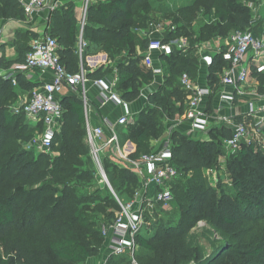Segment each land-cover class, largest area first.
Listing matches in <instances>:
<instances>
[{"label": "trees", "instance_id": "1", "mask_svg": "<svg viewBox=\"0 0 264 264\" xmlns=\"http://www.w3.org/2000/svg\"><path fill=\"white\" fill-rule=\"evenodd\" d=\"M241 1L212 0L208 5H202L204 24L196 35L186 25L189 19L185 13L190 11L184 8L183 18H175L181 22L174 20L179 25L173 21L174 24L169 23L174 29L170 31L169 27H164V37L161 39L169 41L186 36L194 44L193 37L208 40L235 30L258 31L261 24L251 23V15ZM149 7L151 2L148 0H103L89 5L86 14L82 31L86 43L83 56L91 45L100 47L108 58L120 56L122 62L117 66L119 80L116 89L121 90L122 97L127 100L136 98L138 87L150 77L140 68L139 57L134 50L135 45L141 48L147 45V38H140L134 30L137 25L145 27L147 22H154L150 15L154 10L150 11ZM164 12L161 14L170 13L167 10ZM3 19H25L24 10L17 0H0V20ZM51 22L52 31L49 34L56 37L60 61L75 63L78 25L74 4L70 2L51 12ZM159 23L165 25L164 22ZM194 70L193 61L186 59L176 71L179 77L182 73L192 75ZM214 71V68L210 69V73ZM103 74L100 68L89 77H101ZM253 75L258 76L261 85L259 91L262 92L264 74ZM16 87L12 86L10 79L0 77V183L5 181L2 183L5 189L0 194V246L5 243L11 230L22 233L38 225V233L42 236L60 233V236L48 242L54 256L70 263H82L92 255L95 247L90 245L86 235L92 223L78 202L99 196L100 192L97 189L91 194L86 191L76 194L81 185L75 182L89 178L91 171H95L87 148L82 143L81 107L78 103L71 105L73 129H63L57 155L44 165L17 143L19 139L24 141L31 138L37 128H32L23 115L10 112L8 104L17 96V90H29L33 86L25 81L22 74H18ZM184 96V91L177 85L150 94L147 105L136 116L135 125L127 131L129 133L123 134V139H132L137 143L139 152H148V140L158 137L163 130L161 117L167 115L173 118L181 111ZM20 119L26 124L18 127ZM13 132L14 135H10ZM8 136H12V141ZM229 136L230 130L224 127L210 130L208 139H193L177 130L170 132L171 164L178 171L177 178L172 182L173 199L168 210L157 209L150 225L136 235L138 264H264V223L255 236L250 235L251 228L246 224L264 221V148L243 146L233 156L226 157L225 167L231 179L228 191L213 188L205 182V170L217 165L219 156L224 154L222 141ZM54 141L55 138L52 150ZM103 164L114 190H120L125 183L133 192L138 185L133 173L110 163L107 158H104ZM116 169L122 174L121 179L112 178ZM67 178L72 180L71 184L66 181ZM43 187L46 194L60 193L42 200ZM29 195H34L33 199H29ZM102 202H105V206L110 205L112 210L116 207V203L107 197ZM173 208L179 219L177 222L169 221L167 233L160 235V219L169 218ZM102 210L103 207L99 212L102 213ZM43 213L45 222L40 224ZM104 215L106 221L110 222L113 212L106 213L104 210ZM147 219L150 218L147 216ZM199 221H204L215 236L210 239L212 248L207 255L198 245L192 246L188 238L190 235H187L191 226ZM156 225V232L149 238L157 240L158 237L159 240L152 245L143 232ZM100 238L104 243V237L100 235ZM126 255L130 254L112 255L108 261L116 258V264H131V259L125 261ZM0 264H7L1 254Z\"/></svg>", "mask_w": 264, "mask_h": 264}, {"label": "built area", "instance_id": "2", "mask_svg": "<svg viewBox=\"0 0 264 264\" xmlns=\"http://www.w3.org/2000/svg\"><path fill=\"white\" fill-rule=\"evenodd\" d=\"M17 1L22 6L26 17L46 8L53 9L51 0ZM86 12L87 0L81 11L80 34L86 24ZM166 26L170 31L174 29L172 25ZM225 44L226 49L219 54L223 61L229 63V66L222 72L217 93L219 101L232 103L235 94L242 93L241 88L248 83L252 71L256 74H264V26L260 27L256 33L253 30L232 31L227 36ZM83 45L84 42L79 39L80 51ZM184 47L185 41L179 37L169 41L150 39L143 56V63L151 68L154 74H160L161 70L153 66L151 52L156 50L170 55L173 49L181 50ZM202 59L208 65L212 63L210 55H204ZM29 69L40 72L50 71L51 80L34 87L27 97L25 96L19 103L10 107V112L23 115L25 120L36 128L39 124L43 126L42 131H38L40 130L38 128L35 130L28 144L35 145L42 153L51 154L53 140L59 125L62 124L63 108L58 95L65 88L74 92L77 87H83L87 81L86 74L83 70L71 73L65 69L57 53L56 39L49 35L33 38L24 61L14 65L4 77L14 81L15 73ZM94 84L102 89L99 94L102 105L108 101L120 104L125 108V113L117 118L115 124L106 121L107 135L103 126H91L86 120L85 141L90 157L110 189L111 186L101 163V157L107 150L115 153L114 161L117 165L131 169L138 179V185L134 188L132 197L119 204V212L113 222L102 229V236L108 255L115 256L126 252L132 255L136 247L135 237L147 223V216L154 219L157 209L166 211L170 208L173 199L172 182L177 178L178 171L171 164L172 152L169 138L161 142L159 149L142 154L138 159H132L122 151L114 125L133 124L134 119L127 112V104L112 91L111 85L101 79L95 80ZM179 84L187 95L184 121L194 133L205 132L209 124V115L201 108V104L211 94L210 89L198 86L187 73L180 75ZM226 86H233L234 92L226 91ZM81 99L87 111L89 103L85 95ZM241 117L242 120L233 123L225 117H218L222 125H230V136L222 141V147L227 153H236L243 146L264 148V94L251 99ZM226 157V155L219 156L217 164L219 168L222 166L220 169L225 167ZM216 167L217 165L212 169H206L205 173L215 175ZM131 264L136 262L132 259Z\"/></svg>", "mask_w": 264, "mask_h": 264}, {"label": "crops", "instance_id": "3", "mask_svg": "<svg viewBox=\"0 0 264 264\" xmlns=\"http://www.w3.org/2000/svg\"><path fill=\"white\" fill-rule=\"evenodd\" d=\"M100 1L103 0H87V11L89 5H95ZM70 2L74 4V16L78 25V36L74 48V56L76 60L75 63H66L65 61H62L61 63H63L65 69L71 73H76L83 70L86 74L87 81L84 83L83 87H77L76 91L74 92L65 88L63 89L62 93L58 95L63 108L61 117L62 124L59 125V128L64 126V128L69 129V131L73 129L71 123L74 116L72 115L70 109L72 104L78 103L81 107L82 114V120L80 122V127L83 130L82 143L87 148L88 154L89 148L85 141L86 120L91 126H103L105 129V135H107L108 131L105 125L106 121L115 124L117 118L125 113V108L120 104L108 101L105 103V105H102V101L99 99V94L101 93L102 89L94 84L95 80L101 79L106 84L111 85L112 91L124 103L127 104V112L134 119V123L129 125L116 124L114 125V131L117 134L122 151L132 159H138L142 154L150 153L159 149L162 141L167 140L168 138L170 139V132L172 130H177L182 134L192 137L193 139H208L210 130L215 128L224 127L230 130V125H222L218 121L219 118L225 117L229 119L230 123L242 120L241 114L245 111L248 102L254 97L264 94V89L262 92L259 91L261 85L258 80V76H254L253 73L255 74V72L252 71L248 83L241 88L243 90L242 93L235 94V99L232 103L219 101L217 93L218 85L223 70L229 66L228 62L221 59L219 52H222L226 49L227 46L225 42L227 36L229 35L228 34L225 36L216 35L208 40H205V42H201L200 44H191L188 37L179 36L180 39L185 41V47L181 50L177 48L173 49L170 56L165 55L160 51H152L151 59L153 66L161 70L160 74H154L152 69L146 67V65L143 63V56L147 45L145 48L135 45L134 50L136 55L139 57V66L144 72H148L150 77L147 81L140 84L136 98L130 100L124 99L122 97L123 93L121 90L116 89V85L119 80L117 66L122 62L120 56L117 58H108L106 52L101 50L100 47H96L94 45H91L86 54L83 56V50L85 49L86 43L82 38V33L80 34L81 28L79 21L81 19V11L85 5V0H51L53 9L46 8L40 12H35L30 17L25 16L24 20H0V77L7 80L10 79L12 86L17 88L16 76L18 74H22L25 81L33 86L29 90H17V96L14 98V101L10 103H19L22 98L25 96L27 97L30 94L34 87L40 86L43 83L51 80L50 71L40 72L36 69H29L24 72L15 73L13 76L14 81H12V79L9 77H4V75L8 74L14 65L24 61L25 54L28 51L33 38L42 35L50 36L49 33L52 31L53 24L51 22V12L65 7L67 4H70ZM141 26L137 25V28L134 31L140 38H147L148 42L150 39H161L164 37L165 29H163V27H165L166 24L161 25L159 21H149L145 27ZM262 26H264V21L260 27ZM254 32L256 33L258 31ZM53 38L56 39V37ZM79 39L84 42L81 51L79 47ZM57 53L59 54L58 44ZM204 55L212 56V63L210 65L203 61L202 57ZM186 59L192 60L195 68L194 73L189 75L191 80L200 87H208L211 91V94L208 95L201 104V108H203L209 115V124L207 130L202 133H194L184 121V114L187 110V95L184 92L185 96L181 111L175 114L173 118H169L167 115L162 116L161 122L163 124V130L161 134L158 137L150 138L148 140V152H139L137 143L129 138L124 140L122 137L123 134L127 135L129 133L127 132L128 129L135 125V118L147 105L148 96L150 94L158 93L162 89L164 90V88H170L173 85L180 87V76L178 77L179 72L177 73L176 70L182 64V61ZM210 67L214 68L215 71L210 73ZM100 68L102 69V72H104L101 77H89L90 74H93ZM226 91L234 92L233 86H226ZM83 95H85L89 103L86 108L87 111H85L84 102L81 99ZM28 124L32 128H35L33 124ZM37 128L40 129L38 131H42L43 126L39 124ZM59 128L55 136L59 134ZM101 158L102 161H104V158H107L110 163L116 164L114 161V159H116V155L110 150L105 151ZM128 170L133 173L131 169Z\"/></svg>", "mask_w": 264, "mask_h": 264}, {"label": "rangeland", "instance_id": "4", "mask_svg": "<svg viewBox=\"0 0 264 264\" xmlns=\"http://www.w3.org/2000/svg\"><path fill=\"white\" fill-rule=\"evenodd\" d=\"M148 1L151 2V7H149V10L150 11L154 10V13L152 12L150 13V15L152 16V20H154V22L157 21L161 23L164 22L166 25L171 23L172 21L174 22V20L181 22L180 20H176L175 18H181V19L183 18V12L185 11L183 10L184 8L187 9V11H190L189 13H185V17L189 19V22H186V25H188L187 26L188 29H190V31L195 33V35L200 30L201 26L204 24V20H202V16H201V11H202L201 9L202 7H204L202 5H208L209 3L212 2V0H148ZM194 2L195 4H193ZM241 3L247 8V10L251 15V23L262 24V22L264 21V0H252V1L243 0L241 1ZM196 9L198 10L196 11ZM165 10L170 11V13L167 12L166 14L162 15L161 12L165 13L164 12ZM172 12L174 13L173 16L170 15L172 14ZM173 22L172 24L175 23ZM175 24L179 25L177 24V22ZM193 39H195L194 43L197 44H200L201 42H205V40L204 41L197 40L195 37H193ZM13 101L14 99L10 102ZM13 105L14 103L8 104L9 110L10 107H12ZM25 124L26 122L23 119H20V121L18 122V127L23 126ZM63 129L64 126L59 128V134L55 138L56 141H54V149L51 150L52 151L51 154L44 153L45 154L44 155L35 145L30 146L28 144V141L31 140L33 136L24 141L19 139L17 140V143L19 144L20 148L30 151L31 155L34 158L38 159L39 162L43 163L44 165H47L51 161L52 157H54L58 153L57 147L60 144L61 136L63 134ZM10 135H14V132L10 133ZM10 137L8 136L9 139H11ZM223 151L224 154H222L221 156L226 155L228 158L235 154V153L233 154L227 153L224 149ZM92 163L95 171L94 172L91 171L90 177L87 179L78 180L75 183L77 185L80 183L81 185L76 193L77 195L85 191L88 194H91L94 193L97 189L100 192L99 196L87 199L83 201L84 203L81 201L78 202V206L85 210V213H87L88 217L90 218L89 221L92 223V226H90V231L86 235L90 245L95 247V250L86 261L78 264H116V258L110 259L109 260L110 262L108 261L111 255H108L106 253L105 241L103 243V241L100 238V235H102V229L105 228L107 225L111 224L115 219V216L119 212V208H120L119 204L128 201L132 197V189H129L128 186H125L124 183V185H122L120 190L117 189L114 190L109 182L108 174L105 173L109 185L111 186L110 189L107 183L105 182V180L101 177L100 171L97 169L93 161ZM101 163L105 171L103 161ZM225 164H226V158H225ZM117 166L121 168L119 165ZM218 168L219 167L217 164L215 175L212 173L204 172L205 182L208 186H211L213 188L220 187L225 191H228L231 186V179L229 176V172L226 170V167H224L223 169L220 168L218 169ZM111 174H112V170H111ZM121 177L122 174L119 173V171L116 169V171H114L113 173L112 178L118 180L121 179ZM66 181H69L70 184L72 183V180L70 178H67ZM2 183H5V181L0 183V194L5 189L2 187ZM41 184L42 183L40 182V185ZM7 185L10 186L8 183ZM33 186L34 185H32V187ZM41 189H42L41 190L42 194L40 198L42 200L46 197H49V195H53V197H56L60 193V192H56L54 194H46L45 192L46 188L43 187ZM5 193H7V190L5 191ZM33 197L34 195L28 196L29 199H33ZM104 197H107L116 203V207L113 210L110 209V205L105 206V202H102ZM102 207H103L102 210L103 212L101 213L99 212V209ZM104 210L106 213L110 211L113 212V215L111 217L112 219L110 222L106 221V219L104 218L105 217ZM169 218L171 219L169 220ZM169 218L163 217L160 219V224H159L160 235L167 233L168 228L166 227L169 221H174V222L178 221L179 218L177 212L174 211V208L172 209V214L169 216ZM44 219H45V213L42 214V220L40 221V224L45 222ZM150 221L151 219H148L147 221L148 224L145 223L144 227L149 226ZM263 223L264 221L246 223L247 226L251 228L250 235L255 236L257 234L258 229L263 226L262 225ZM144 227L142 229H144ZM37 229H38V225H36L35 228L31 230L26 229L22 233L15 230H11L9 232L10 234L7 236L5 243L0 246V254L2 255L3 259L7 262V264H74L54 256L49 250L48 242L60 236V233H50L47 236H42L40 235V233H38ZM156 230H157V225L143 232L147 236L150 243H152V245L155 244L157 240H159L158 237L157 240H153L152 238H149L151 234H154L156 232ZM187 235H190L188 238L192 241V246L198 245L202 249L205 255L210 253L212 248L210 239L214 238L215 236L212 235L211 228L204 221H199L195 225L191 226V228L187 231ZM137 251H138V246L135 247L133 254L129 255L130 257L127 255L124 257L125 261L133 259L138 264V259L136 256Z\"/></svg>", "mask_w": 264, "mask_h": 264}]
</instances>
